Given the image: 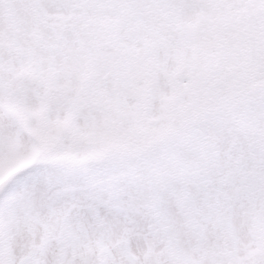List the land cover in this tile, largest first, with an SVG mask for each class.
<instances>
[{"label": "snow or ice", "instance_id": "1", "mask_svg": "<svg viewBox=\"0 0 264 264\" xmlns=\"http://www.w3.org/2000/svg\"><path fill=\"white\" fill-rule=\"evenodd\" d=\"M0 264H264V0H0Z\"/></svg>", "mask_w": 264, "mask_h": 264}]
</instances>
